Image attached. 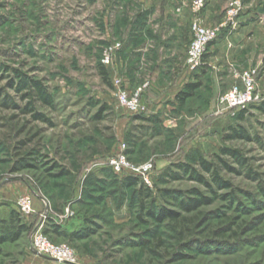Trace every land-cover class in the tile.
I'll list each match as a JSON object with an SVG mask.
<instances>
[{
	"label": "rangeland",
	"instance_id": "374dc122",
	"mask_svg": "<svg viewBox=\"0 0 264 264\" xmlns=\"http://www.w3.org/2000/svg\"><path fill=\"white\" fill-rule=\"evenodd\" d=\"M166 1L0 0V227L13 210L27 224L19 240L0 243V264H264V62L240 73L257 68L263 97L243 118L239 108L218 113L240 76L220 93L210 87L214 78L203 76L196 95L171 113L173 122L165 113L139 118L116 101L113 77L126 86L128 79L126 67L114 69L132 22L144 15L146 2ZM172 2L190 7L192 0ZM118 42L106 66L104 51ZM19 73L40 82L53 104L34 99L29 88L19 90ZM147 81L150 88L144 79L132 89ZM30 103L35 110H26ZM123 143L131 162L154 163L150 196L108 165ZM225 148L239 151L243 162ZM199 157L213 162L230 187H219ZM182 162L211 185L177 167ZM194 189L212 203L189 212L163 194L198 196ZM24 194L33 199L30 215L18 211ZM150 206L181 217L158 222L148 215ZM40 235L67 246L72 263L37 255L31 241Z\"/></svg>",
	"mask_w": 264,
	"mask_h": 264
},
{
	"label": "crops",
	"instance_id": "0c3cea01",
	"mask_svg": "<svg viewBox=\"0 0 264 264\" xmlns=\"http://www.w3.org/2000/svg\"><path fill=\"white\" fill-rule=\"evenodd\" d=\"M173 3L167 0L156 6L146 2L144 15L132 22L120 51V68L114 69L118 74L126 67L123 69L127 73L128 89L144 79L150 80L151 87L143 94L146 111L141 114L165 113L167 122L175 120L170 115L179 110L177 95L187 83L202 81L203 76L210 75L214 78L210 86L213 93H220L237 82L244 69L264 62V0H245L239 28L231 34L224 27L209 46L205 64L196 71L186 65L194 14L188 3L180 6ZM227 4V1L209 0L201 12L204 22L219 25ZM175 6H179V11Z\"/></svg>",
	"mask_w": 264,
	"mask_h": 264
},
{
	"label": "built area",
	"instance_id": "2783aa9c",
	"mask_svg": "<svg viewBox=\"0 0 264 264\" xmlns=\"http://www.w3.org/2000/svg\"><path fill=\"white\" fill-rule=\"evenodd\" d=\"M208 0H192L190 9L194 16L191 23L192 38L187 49L186 65L191 71H196L205 64V56L208 53L209 46L220 36L224 27L229 28L232 34L240 26V16L245 10V4L242 0H233L225 9V15L219 25H209L204 22L201 12L204 10ZM121 48V43H115L105 49L102 62L109 66L113 63L114 55ZM241 82L225 92L221 97L219 114L224 109H246L254 103L262 101V94L258 90V70L257 68L244 71L241 76ZM115 87L114 95L118 105L125 107L133 113H144L146 105L142 98L150 82H145L134 89H128L124 80L120 76L113 77ZM128 145L123 143L116 153L108 160V165L118 175L139 176L145 184L153 187L152 173L155 165L152 161L142 164H135L130 161L127 154ZM18 211L24 215H30L35 212L33 199L31 195H21L17 200ZM31 245L34 251L49 257L60 263H72V253L65 245L55 246L51 244L42 235L32 239Z\"/></svg>",
	"mask_w": 264,
	"mask_h": 264
},
{
	"label": "trees",
	"instance_id": "16d2710c",
	"mask_svg": "<svg viewBox=\"0 0 264 264\" xmlns=\"http://www.w3.org/2000/svg\"><path fill=\"white\" fill-rule=\"evenodd\" d=\"M104 74H106L105 70H104ZM18 77H19V82H20L18 85L19 90L29 88V89L33 90L32 97L34 99H39L40 101H43L47 104H53V100L51 99V96H49V93L41 85L40 82L35 81V80H31L30 78H27V77H24L20 73L18 74ZM201 85H202V82H200V81L187 83L185 85V87L177 95L178 103L181 106H184L190 98H192L196 95V92L201 87ZM26 95L31 96V93H28ZM35 97H37V98H35ZM8 100H5V104L6 103L8 104ZM260 107L264 109V101L262 102ZM26 110L33 111L35 109L33 106H31V103H30L29 106H26ZM245 113H246V109H242V111L239 114V118H243ZM35 117H42V115L39 113H36ZM137 117L147 119V117L141 113H137ZM234 133H235L234 135L245 136L244 132L241 129H239V130L235 129ZM224 151L227 153H230V154H234V156L236 157V159L238 161L243 162V160L241 159V156L239 155V151H236V150L230 149V148H225ZM127 154L129 155V148L127 150ZM198 163L204 169L205 172L211 174V176L213 177V180L217 183V185L219 187H221V188L230 187V184L220 176L219 171H218V167L216 165H214L213 162L208 161L206 159H203L202 157H199ZM177 167L181 168L186 174H190L191 177H193L194 179H197L206 185H209V186L211 185L204 176H202L201 174L198 173V171L193 167L192 164L182 162V163H179ZM61 172L63 174L66 173L65 170H62ZM167 174L170 175L172 178H175V179L180 177V174L176 173V172H170V173L167 172ZM116 175H118V174H116ZM119 176L124 178V181L126 184L135 185V184L139 183L141 186V193L145 196L146 195L150 196L149 193L151 191V187H149L147 184H145L139 176H133V175H119ZM164 193L168 194L169 196H171L175 199H178L179 206L182 209L189 211V212L197 210L202 205L210 204L213 201L212 197H207V196L202 195L197 189L192 190L191 193H194L198 196H190L188 198L187 197L181 198L182 193L180 191L163 190V194ZM223 197L225 199H229V194L223 195ZM233 199H234V197H232V198L230 197L231 201ZM145 208H146L145 204L142 201V209H145ZM19 215L20 214L18 212H16V210H13L12 216L10 217L7 225L0 227V243H4L7 241L14 242V241H17L21 238L25 229H27V224L22 222ZM148 215H150L154 220H156L158 222H164L166 219L178 220L181 217V212H178V211L172 210V209H168L165 207L158 209V208H155L154 206H150L148 208ZM54 227H55L56 231L60 230V228L57 225H55Z\"/></svg>",
	"mask_w": 264,
	"mask_h": 264
},
{
	"label": "water",
	"instance_id": "95a60500",
	"mask_svg": "<svg viewBox=\"0 0 264 264\" xmlns=\"http://www.w3.org/2000/svg\"><path fill=\"white\" fill-rule=\"evenodd\" d=\"M35 253H36L37 255H39V256H43V257H45V258H49V257H47V256H44V255L40 254L39 252H36V251H35Z\"/></svg>",
	"mask_w": 264,
	"mask_h": 264
}]
</instances>
